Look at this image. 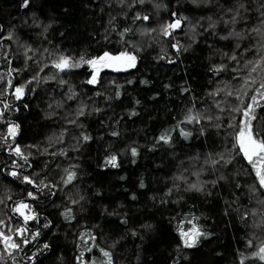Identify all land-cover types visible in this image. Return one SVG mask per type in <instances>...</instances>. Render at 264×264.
<instances>
[{"label":"trees","instance_id":"16d2710c","mask_svg":"<svg viewBox=\"0 0 264 264\" xmlns=\"http://www.w3.org/2000/svg\"><path fill=\"white\" fill-rule=\"evenodd\" d=\"M237 2L201 0L197 6L192 0H149L143 7L138 5L128 12L125 19L115 4L111 8L108 6V0H30L26 9L21 7L23 0H0V25L4 28L0 33V113H3L0 115V138L6 136V125H20L15 141L8 139L5 144L0 139V199L5 201L0 204V219L15 227L20 226L22 221L11 212V207L16 201L24 200L39 214V223L30 222L28 228L41 231L37 241L18 253V257L31 255L37 247L48 243L50 248L37 256L36 264H76L75 257L84 250L79 234L89 230L97 236L98 247L92 252H84L87 261H103L105 258L99 248L108 250L113 241L118 240L119 244L113 250L115 264H240L241 260L244 264H264L258 257H253L264 242V228L252 226L264 219V205L257 203V198L249 192V186L256 183L255 174L249 172L250 166L242 167L247 162L237 157L240 163L229 166V181H221L213 187L210 181L220 173L205 164L209 154L215 155L223 149L226 135L223 132L218 134L206 118L218 113L215 108L217 102L227 99L229 106L237 103L234 97L226 98L224 93L213 98L209 92L225 85L239 88L243 80H234L233 76H247L249 69L244 68V64L247 60L258 59L255 49L260 38L253 35L241 41L240 52L245 48L253 49L246 60H241L239 67L242 72L237 74L229 69L217 77L209 71L213 64L222 62V53L236 50L235 39L224 41L219 36L227 35L232 29V25H226L224 21L230 19L228 8ZM243 2L249 11L241 13L245 20L235 28L240 32H250L261 23L256 11L257 0ZM153 3L162 7L157 10ZM137 11L148 14L150 21L133 24L132 18ZM172 12L188 17V21L176 31L175 39L161 40L157 33L161 25L174 19ZM110 16H116L118 30L122 31L126 26L134 29L130 39L143 49L128 48L138 56L135 68L122 71L102 69L96 86L84 83L90 74L87 66L59 73L58 78L75 87L79 94L76 100H67V86L61 88L54 81L28 85L29 89L36 88V92L28 91L22 100L12 101V94L7 97L8 79H12L11 90L15 91V86L25 84L45 62L50 64V59L45 60L47 54L44 49L59 50L76 58L82 53L91 57L104 51L118 54L125 50L127 45L119 40L116 33H110L108 41L104 39ZM209 17L217 22L214 30L209 28ZM36 24H42V27H36ZM49 24L51 27L44 33L43 26ZM191 25H198L196 33L189 31ZM145 27L157 29V33L152 37H141L139 30ZM10 31H15L20 43L38 50L34 59L28 61L27 71H13L11 77L10 68H25V57L24 48L4 39ZM194 35L197 42L177 58L170 45L179 40L187 46L192 43ZM162 49L176 61L174 64L157 59ZM5 54L7 58H4ZM36 60H40L39 65ZM223 62L228 63L226 59ZM53 73L56 70L48 67L40 76L47 77ZM253 76L257 78V84L249 89V97H243L245 104L250 101L252 90L259 85L260 75L253 73ZM130 80L131 84L128 83ZM143 80L148 83L142 84ZM116 85L121 86L119 99L115 98ZM165 85L170 87L165 88ZM185 87L190 91L182 94L181 89ZM97 92L101 94L97 96ZM81 101L88 105V114L79 119L83 127L68 123L74 118ZM58 103L63 106L56 107ZM5 104L10 107L6 109ZM49 104L53 106L51 109ZM93 107L101 109V112H93ZM189 108L192 109L191 114L204 118L201 123L206 127V134L198 135L200 124H182L180 127L186 131L196 130L186 140L179 135L176 125L189 114ZM133 110L138 115L130 117ZM257 111L264 116V110ZM234 115L238 121L241 114ZM166 129H174L171 146L156 145V138ZM114 130L119 132L118 137L110 135ZM62 132L63 142H55ZM82 132H87L93 139L87 144L81 140L77 145ZM14 144H19L25 154L31 153V167L9 154L8 146ZM29 145L34 147H27ZM132 147H136L139 153L135 163L132 162ZM61 150L66 154L59 155ZM109 153L118 155V168L104 167V158ZM13 159L23 165L17 169L21 178L7 174L12 170ZM71 165H78L75 169L78 178L73 185L64 191L53 189L56 191L54 196L40 195L36 201L28 199V191L36 190L22 183L23 175L31 176L37 184L40 180L59 184L65 175L64 169ZM236 172L240 173L238 177ZM141 181L144 188H140ZM198 182L204 183V192L185 191L189 184ZM237 182L243 188L234 191ZM175 186H179V191ZM169 189H173L170 198L165 197ZM81 195L85 197L84 201L71 205L69 196L78 200ZM9 196L12 200L7 199ZM162 198L168 202L161 204ZM260 199L264 200V197ZM66 207H72L76 216L71 224L60 215ZM243 214H247L246 221L241 220ZM9 216L11 221H8ZM193 217L198 218L193 223L210 235L207 239L201 238L196 248H179L178 230L191 226L188 220ZM123 219L128 223H121ZM48 221L52 226L45 229L43 225ZM143 225H152V228L147 229ZM133 231L137 233L135 237L132 236ZM249 240H252L253 247L248 246ZM77 244L82 245L80 249H77ZM0 251H3L2 245ZM5 261L11 264L7 257ZM22 264H28L26 259Z\"/></svg>","mask_w":264,"mask_h":264},{"label":"snow or ice","instance_id":"6c2138e0","mask_svg":"<svg viewBox=\"0 0 264 264\" xmlns=\"http://www.w3.org/2000/svg\"><path fill=\"white\" fill-rule=\"evenodd\" d=\"M149 0H108V6L111 8L113 4L116 7L121 9V13L125 19L128 17V12H131L138 5L143 7ZM193 4L199 6L201 0H192ZM30 6V0H23L21 5L22 8H28ZM153 7L159 10L162 5L159 3H153ZM163 7H167L163 5ZM127 11H124V9ZM103 11V9H102ZM228 13L230 14V19L225 20L224 23L226 25H232V29L228 32L227 35L219 36L220 40H230L235 39V51L232 53L224 52L222 53V62L220 64H213L209 71L214 76H220L222 73L229 71V69L233 73H240L243 71L239 67L241 60L247 59V54L253 49L245 48L243 52H240L241 41L246 38H251L253 35L259 37L260 39L257 41V47L255 49L256 56L258 59L256 60H247L244 64V68H248V75H234V80H243V84L239 88H228L227 85L225 87H218L214 92H209V95L213 98L219 96L221 93H224L226 98L234 97L237 103L229 106V102L225 99L222 102H217L215 104V108L218 110V113L215 116H208L206 119L208 124L215 128L217 133H225V143L223 145V149L217 152L215 155L209 154L205 158V164L211 166L213 171L219 172L220 174L216 177V179L211 180L210 183L213 187H216L219 182L229 181L228 172H230V165L234 163H240V160L237 157H242L243 161H246V165H242V167L250 166L248 169L250 173L255 174L256 183L254 185L249 186V192L252 196L257 198V203L264 205V200L260 199V197H264V116H260L258 113V109L264 110V0H257L256 11L259 13L261 23L257 27H253L250 32L245 30L244 32L237 31L235 25H237L241 20H245V16L241 13H247L249 11L248 7H246L243 0H238L236 5H233L228 8ZM171 17L174 18L169 22L161 25L159 32L157 33V29L155 28H142L139 30L141 37H152L154 33H157L161 40L175 39L176 31L182 28L184 22L188 21V17L180 16L177 12H172ZM133 24L136 21L148 22L150 21V16L148 14H142L140 11H137L135 16L132 18ZM209 28L215 29L217 27V22H213L212 18H208ZM116 16H110L108 21V28L105 29L104 39L105 41L109 40L110 33H116L119 36V40L127 45L125 50L119 51L118 54H112L109 51H104L101 55L96 56H87L86 53H82L78 58L67 55L62 51L56 50L52 51L50 49H44L45 60L50 59V64L45 62L42 67L39 68V72L36 75L32 76L31 79L27 80L25 84L15 86V91L13 95L17 101L22 100L28 91L33 93L36 92V88H28V85L36 84L39 85L41 83H49L51 81L57 82L61 88L67 86V94L66 99L76 100L79 96L78 92L75 90V87L69 84V82L63 78H58L59 73L69 72L73 69H79L81 67L87 66L90 69L89 78L84 81V83L96 86L100 82V72L102 69L109 68L114 71H122L127 70L129 68H135L137 65L138 56L134 54L133 51H129L128 48L135 49L136 51H142V47L137 43L131 41L130 36L134 35V29L132 27H124L123 30H118L116 26ZM246 22V21H245ZM190 23V21H189ZM36 27H42V24H36ZM51 25L43 26V32L47 33L48 29ZM198 25H191L189 31L192 33H196ZM4 28L0 25V33H3ZM63 35V34H62ZM47 37H45L46 39ZM6 40H12L17 43L18 47L24 48V57H25V68L23 70L11 69L9 70V76L11 77V73L13 71H27L28 61L34 59V56L38 50H34L31 46L27 44L20 43L18 38L16 37L15 31H10L6 37ZM155 39V37H153ZM197 41L195 39V35L192 37V43L185 46L180 43L179 40L176 43H172L171 49L175 50L174 55L178 58L183 53H186L193 47ZM151 46V44H149ZM211 47V45L209 46ZM162 54L157 57L158 60H167L168 63L174 64L176 61L172 59L168 53L162 49ZM29 53H33V55H29ZM7 55L5 54V57ZM227 60L228 63H224L223 60ZM11 63V61H9ZM36 63L39 65L40 60H36ZM235 65V66H232ZM51 67L56 70V73H53L51 76L42 77L40 73L44 71L45 68ZM253 73H258L260 75V81L258 87H255L252 90V94L250 95V101L245 104L243 97H249V89L252 85L257 84V78L253 76ZM2 79V78H0ZM129 84L132 81H128ZM142 84H147L148 81H141ZM7 87L12 88L13 83L12 79H8ZM117 91L115 92V98L119 99L121 96V92L118 90L121 86H115ZM165 88L170 87V85H165ZM189 88H182L181 93L189 92ZM101 93L97 92L96 95L99 96ZM137 104L140 102L137 100ZM63 105L57 104L56 107H62ZM4 107L7 109L10 107L8 104H5ZM25 107H28L25 104ZM53 106L49 104V108L51 109ZM195 107V104H193ZM88 105L81 101L75 110L74 118L69 119L68 123L73 125H79L83 127L82 124H79L80 117H84L87 113ZM93 112L99 113L101 109L93 107ZM188 115H186L185 119L179 121L176 125L179 128V135L184 139L191 138L196 132L195 128L193 130L186 131L183 127H180L182 124H200L201 127L199 129L198 135L204 136L206 134V127L201 123L203 117L197 115H193L192 109H188ZM240 113V119L237 121L234 114ZM52 114H55L54 112ZM3 115V113H0ZM130 117L137 116L138 113L136 111L130 112ZM20 125L18 124H9L7 128V135L0 138L3 139L4 143L7 144L8 139L11 138L15 141V138L18 134ZM231 130V131H229ZM172 131L174 129H166L164 132L160 134L159 137L156 138V145L164 144L171 146L172 144ZM113 137H118V131H112L110 133ZM64 133L62 132L60 136L56 137L55 142L62 143L63 142ZM93 138L87 132H82L80 137L77 140V145H79L82 140L83 143L87 144ZM29 148L34 147L32 145L27 146ZM111 147V146H109ZM78 150V149H75ZM8 151L10 155H14L19 160L24 161V165L31 167L32 165L29 163V157L31 153L25 154L21 149L19 144L9 145ZM131 156L133 157V163H135V158L138 156V150L136 147H132L130 149ZM47 152V149H45ZM59 155L63 156L66 153L61 150ZM51 155L55 156L57 153H51ZM118 168V155L115 153H109L104 158V167ZM23 167L18 163V160H12V170L7 174L13 178H21V173L17 171L18 168ZM78 165H71L70 168L64 169L65 175L61 177L59 184H49L45 183L44 180H40L39 183L29 175L22 176V183L31 185L36 191H28L27 196L29 200L36 201L38 200L40 195L44 196H54L56 191H64L70 185H73V182L78 178V173L75 169ZM199 175V173H197ZM240 173L236 172L235 176H239ZM123 179V178H122ZM177 179H181V177H177ZM62 185V187H61ZM145 184L143 181L140 182V188H144ZM243 185L240 183H235L234 191L236 189H242ZM47 190V191H46ZM175 190L179 191V186H175ZM185 191L202 193L205 191L204 183H191L185 189ZM173 189H169L167 193H165V197H171ZM209 195L211 193H208ZM8 200H12V197H7ZM84 196H79V199H73L69 196V201L71 205L75 206L81 204L84 201ZM132 199L135 200L136 196L133 195ZM168 200L162 198L161 204L167 203ZM178 202V201H177ZM5 201L0 199V204H4ZM227 203V202H226ZM81 211H83V207L81 205ZM11 212L13 214L18 215L23 223L19 227H15L11 225L4 219H0V245L3 246V251H0V262H5V257L11 261V264H22V262L26 259L28 264H36V258L38 255L42 254L44 250H48L50 248V244L44 243L42 247H37L36 251H33L31 255H26L23 257H18V253L24 252L25 249L41 236V231L37 228L36 231H32L28 228V224L30 222L39 223V214L34 210L31 204L25 202L24 200L16 201L11 207ZM225 214H228L227 212ZM63 217L64 221L68 224H71L76 216L74 215V211L72 207H66L63 212L60 213ZM253 216L256 215V212L253 211ZM12 217H8V221H11ZM198 219L197 217H193L191 220H188V224L191 225L190 228L185 230L183 227L179 228L178 234L180 237L181 244L179 248L184 249H193L196 248L200 243L201 238L207 239L210 233L203 231L197 224L193 223L194 220ZM241 220H247V214L241 215ZM123 224H127V219H123L121 221ZM52 226V222H46L43 227L45 229H50ZM254 228H264V219H262L259 223H254L252 225ZM144 228L151 229L152 225H143ZM5 228L7 232H5ZM137 233L135 231L132 232V236H136ZM85 237L87 239H85ZM78 239L82 241L83 251H79V254L75 257L76 264H115L114 260V252L113 250L119 244V241H113V243L109 246V249L106 250L104 248H99L101 255L105 258L103 261H87V258L84 255V252H92L93 248L98 247L96 244L97 236L89 230H85L79 234ZM89 241H91V246H89ZM81 244H77V249L81 248ZM248 246L253 247L252 240L248 241ZM178 248V250H179ZM253 257H258L261 261H264V242H262L257 252L253 253ZM240 264H244V261L241 260Z\"/></svg>","mask_w":264,"mask_h":264},{"label":"rangeland","instance_id":"374dc122","mask_svg":"<svg viewBox=\"0 0 264 264\" xmlns=\"http://www.w3.org/2000/svg\"><path fill=\"white\" fill-rule=\"evenodd\" d=\"M7 89H8V90H7V92H6V95H7V97H11V94L13 95L14 91L11 90L12 88H8V87H7ZM12 98H13L12 101L16 100L14 95L12 96ZM10 102H11V101H10ZM7 128H8V125H6V131H5V132H6V135H7ZM9 139H11V138H9ZM18 169H19V168H18ZM19 170H20V169H19ZM17 216H18V215H17ZM20 219H21V218H20ZM21 221H22V219H21ZM22 223H23V221H22ZM18 227H19V226H18ZM190 227H191V226H189L188 228H190ZM31 228H32V227H31ZM31 228H29V229H31ZM188 228H187V229H188ZM187 229H186V230H187ZM17 255H18V254H17Z\"/></svg>","mask_w":264,"mask_h":264}]
</instances>
